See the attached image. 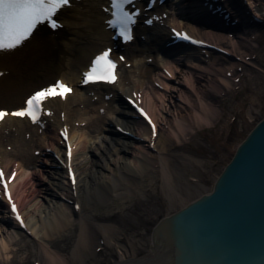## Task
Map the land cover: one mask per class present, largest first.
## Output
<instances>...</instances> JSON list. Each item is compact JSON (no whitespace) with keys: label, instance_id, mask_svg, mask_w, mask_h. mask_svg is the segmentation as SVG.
<instances>
[{"label":"bare ground","instance_id":"obj_1","mask_svg":"<svg viewBox=\"0 0 264 264\" xmlns=\"http://www.w3.org/2000/svg\"><path fill=\"white\" fill-rule=\"evenodd\" d=\"M239 1L235 12L239 10L231 20L238 19L235 25H239V28L244 26L243 32L239 34L242 36L241 40L221 38L223 30L219 29L210 28L206 32L200 31L201 35L210 39L213 44L229 52L224 56L218 50L207 49L208 54H204L207 65L202 67L204 71L200 72L189 66L190 69L181 67L179 72L178 66L180 65L171 63L174 65V67L171 66L174 78L167 79L161 76L159 71L156 72L147 60L149 56H154L152 48L147 47L148 50L145 48L144 52L138 49L129 51V60L132 61L131 69L123 67L120 70L119 86L113 87L115 91L126 94L143 91L141 102L147 107L157 128V135L154 139L149 126L145 124L137 126L127 118L121 116L119 118L117 116L119 106L115 100L111 107L106 108L109 114L105 116H101L99 111L100 107L106 104V100L101 98L93 101L91 96L79 89L67 98L66 103H61L60 109L66 111V123L72 120L81 123L87 121L89 125V128L72 126L71 139L72 144L76 146L71 161V171L74 173L72 185H68L66 177L61 183L56 177L52 179L50 176L54 172L53 169L48 166L43 168L40 163H34L35 158L32 155L43 145H49L61 156V150L54 143L52 135H47L48 144L45 141L38 143L37 134L34 132L30 138H27L26 132L30 130V126L25 120L6 121L3 129L10 128L12 131V127L16 126L18 135H15L13 131L6 135L2 129L0 130V162L8 173L15 170V162H18L19 170L10 184L14 201L9 202L7 199L4 206L0 208V264H20L21 260L23 261L21 264H31L30 255L35 257L32 264H83L87 259L84 251L89 247L92 249V240L95 238L103 242L97 249L94 248L95 250H99L101 246L100 248H105L109 254L113 255L108 264H175L176 258L156 241L154 229L164 218L196 200L201 193H207L209 188L212 190L214 183L226 168L225 162L228 159L225 157L226 154L222 153L217 156L219 162L214 158L217 160L216 165L208 168L211 173L208 169L205 172V175H213L210 187L201 189L197 191V195L189 197L186 195L188 190L181 191L173 185V180H175L173 173L176 171L175 173L178 174L185 171L188 183L195 182L198 185L201 176L204 175L196 173L195 170L202 164L203 158L195 156L183 147L189 145L195 138L202 140V127L206 130L215 126L220 117H226V108L221 109L223 102L221 97L230 96L233 100L231 103L237 104L235 100H239L241 96L239 88L242 86V80L252 79L253 74L264 77V58L263 55L260 60L258 57L261 53L259 51L264 49V44H261L264 43V0ZM103 2L104 0H83L82 6L75 8V12L67 22V25L72 28V33H69V36L65 34L61 40L65 56L60 59V68L50 67V70L38 74V78L44 79L45 77L48 80L58 73L59 76L76 83L81 70L87 66L91 56L113 43L110 38L112 32L106 30L103 24L106 18L100 8ZM252 16L256 19L253 20L254 22ZM246 19H250L249 24L245 21ZM80 42L83 45L79 46ZM255 52L257 57L252 59L254 58L252 53ZM248 55L251 58H248L247 62L245 58L247 59ZM162 58L160 54L161 62ZM229 63L236 68L232 77L227 74L232 70ZM6 64L0 62V66H6ZM241 64L242 69H240ZM9 66L13 68L14 73L12 76L0 78V103L16 105L23 100L24 95L31 88L25 79L33 77L20 69L17 63ZM236 77L240 78V81H236ZM36 78L33 80L35 81ZM155 78L166 86L165 90H160L155 86ZM256 88L259 90L258 86ZM259 104H248L250 108L247 115L252 122L255 116L259 117L261 113L264 115V103ZM233 110L229 120L233 118ZM235 111L237 114V109ZM56 121L61 124V118ZM121 121L138 139L134 136L124 137L126 139L121 143L112 137L108 132L111 130L108 123L122 124ZM100 122L106 126L104 130ZM257 122L247 123L251 128ZM235 131L234 136L237 135L239 138L233 143V148L230 149L231 154L235 153L234 148H237L242 140L240 139L241 132L243 131L244 135L250 132L247 129L238 130V128ZM5 137H8L6 145H4ZM210 141L215 142V139L211 138ZM223 143H225V137L222 140ZM13 144L14 146H11L9 150L8 145ZM229 147L231 148V145ZM219 152L221 151L218 150L216 153ZM46 155L49 154L46 153ZM182 165H185L184 169ZM179 166L180 169L175 170ZM147 176L153 177L155 182L160 184V189H157L155 196L159 194L158 192L160 196L164 194L165 202L160 200L161 203L158 204L157 201V211L154 209L150 213V219L154 220L153 225L144 226V231L140 230L138 233V240H144V243L148 244L145 249L139 251L140 246L137 245V241L135 242V238L130 237L131 231L125 239L127 233L122 230V226L110 220L111 212L116 208L112 207L110 216H106L103 220L97 219L98 211L95 213L91 209L102 205L103 210H108V208L105 209V205L112 195L125 198L136 193L140 199H145L148 193L144 192L140 186H144V179ZM55 187L64 190L65 198L57 195L59 193ZM138 188L140 190H137ZM67 197L72 199V202H69ZM2 198L0 194V202L2 201L3 204ZM175 202H177L175 208L159 213V209H163L164 204H167L166 207H172ZM15 209L26 224V229L21 226L23 222L14 217ZM91 224L97 227L95 234L91 231ZM140 226H142L141 223H139ZM116 231L120 232L117 238L113 236ZM65 232L77 233L74 234L75 246L70 252L56 243L58 236H64ZM143 235H148V237L145 238Z\"/></svg>","mask_w":264,"mask_h":264},{"label":"water","instance_id":"obj_2","mask_svg":"<svg viewBox=\"0 0 264 264\" xmlns=\"http://www.w3.org/2000/svg\"><path fill=\"white\" fill-rule=\"evenodd\" d=\"M154 231L175 264H264V118L213 189L164 218Z\"/></svg>","mask_w":264,"mask_h":264},{"label":"rangeland","instance_id":"obj_3","mask_svg":"<svg viewBox=\"0 0 264 264\" xmlns=\"http://www.w3.org/2000/svg\"><path fill=\"white\" fill-rule=\"evenodd\" d=\"M261 44L263 45L264 43H261ZM263 48H264V45H263ZM259 52H261L260 55L258 56L260 60V58L262 59V55L264 58V49H262V51H259ZM254 54H256L257 56V53H254ZM38 84H40V82L36 80L33 86H36ZM256 86H258L259 90L256 88ZM239 89H240V94H241V96H239V100H241V102L239 103V100H235L237 104H233L231 103L233 101L230 99L231 97L230 96L228 98L226 97L224 99V105L226 108V113H225L226 117L225 116L220 117V119L217 120L218 122L215 126H211L207 128L206 130L205 128L202 129L203 130L202 140L201 138L200 139L195 138V140H193L189 145H186L185 147H183V148H186L188 152L195 154V156L203 158L202 164H200L199 167H196L197 170H195L196 173L199 172L200 175H202V173L204 175V176H201L200 183L198 185L195 182L190 183V184L188 183V179L186 178L187 175L185 171L183 173H178V174L175 173L176 171L173 173L176 175V176L174 175L175 180H173L174 181L173 185H176L178 188H180L181 191L188 190V193H186V195L189 197H193L197 195L198 194L197 191H201V189L210 187V183L212 181L213 175L212 174L211 176L209 174L205 175L206 170L209 168V166L216 165L215 163L217 162V160L219 162V159H217V156L220 153H222L223 155L226 154L225 157H229L230 149L233 148V143L238 141V138H239L237 135L234 136V133L236 132L235 129L238 128V130H244L245 127L247 129L249 126L247 122L249 123L252 122L248 119V115H247L249 112V108H250L248 104L260 105L259 103L261 104L264 103V77L259 76V75L254 77V74H253L252 79L250 80H247L244 78L242 80V86ZM232 109L234 110L237 109V112L239 115L236 119L229 120L230 119L229 117L231 116L230 114H232ZM243 118L244 119L246 118V120H244ZM230 126H232V128H230ZM234 126H235V129H233ZM224 137H225V143L222 144V140L224 139ZM211 138L215 139V142H211L210 141ZM228 145L229 146L231 145V148ZM218 150H220L221 152L216 153ZM32 156L35 158L34 155ZM214 158L217 160H215ZM184 166L185 165L181 166L182 169H184ZM178 168L180 169V166L176 167L175 170L178 171L179 170ZM191 171L192 173L194 172L193 169H191ZM158 188L160 189V184L158 182H155V179H153V177L147 176L145 178L144 186H142V190L148 193L145 199L142 200L138 196L137 197L127 196L123 198L122 196L114 195L109 200V202L105 205V209L108 208V210H103L102 205L99 206L100 208L93 207L91 210L92 212L98 211L97 216H96L97 219L103 220L106 216H110V210L112 207L116 208V209H113V211L111 212L110 220L112 222L116 221L119 223L120 226H122V230L125 231V233H127V235H125L126 237L125 239L128 238V234L131 231L130 237L135 238V242L137 241V245L140 246L139 251H141V249L143 248L145 249L148 246V244L144 243V240H141V239L138 240L137 235H139L138 233L140 232V230L144 231L143 229L144 226L149 227L153 225L154 220L150 219V213L151 211H154V209L155 211H157L156 210L158 206L157 201H158V204L161 203L160 200L165 202L164 194H161L160 196V192H158L159 194L155 196V192L157 191ZM139 204L140 206H138ZM176 204L177 202H175L174 206L172 207H169V206L166 207L167 204H164L163 206L164 210L159 209V213H164L166 211L168 212V210L169 211L172 210L173 208L176 207ZM119 211H122V212H119ZM131 219L133 222L131 221ZM139 223H141L142 226L139 227ZM90 227H91L92 233L95 234V230L97 229V227H95L93 224H91ZM74 234H77V233H66L65 232L64 236L62 235L60 237L58 236L59 241L56 239L57 245H59L61 248H64V250H67L68 252H70L71 249L75 246L74 241L76 237L74 238ZM119 235H120V232H117V231L113 234L115 238H117ZM143 236L145 238L148 237V235L147 236L143 235ZM63 237H64V241H62ZM100 241L101 240H99V238L98 239L95 238L92 240V249H90V247L86 248V250L84 251V254L87 255V259H85V262H83V264H108L110 259H112L113 255L109 254L105 248H103L102 251L95 250L100 245ZM93 252H95V255H93ZM21 258H23L22 255H21ZM34 258H35L34 255H30L29 261L31 264L33 263ZM21 261H20V264H21Z\"/></svg>","mask_w":264,"mask_h":264}]
</instances>
